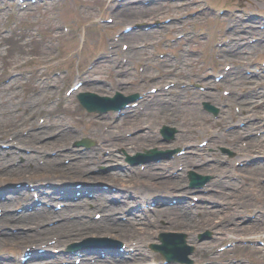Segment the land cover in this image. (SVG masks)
<instances>
[{
  "label": "rangeland",
  "instance_id": "rangeland-1",
  "mask_svg": "<svg viewBox=\"0 0 264 264\" xmlns=\"http://www.w3.org/2000/svg\"><path fill=\"white\" fill-rule=\"evenodd\" d=\"M144 1L147 0H57L56 2L48 1L47 3L36 1L32 5L29 2V7L21 8L18 11L14 6L15 0H0V82L8 84L10 81H13L14 83V93L3 90L7 95L0 97V101H2L0 108L5 107L10 112V116L0 112V135L2 137L14 135L12 137H15L16 142L9 149L7 148V142H9L11 137L7 138V142L4 141V138H0V194L3 193V196H0V201H2L0 202V237L4 238V235L8 236L16 231L25 232L31 229L29 223L25 222L10 225L9 228L3 225V214H7V210L11 208L16 215L19 214L18 216H20L23 214L21 212L26 210L25 205L26 207L30 205L31 200L25 203L16 199L21 194L16 193L14 190H24V193L28 191L26 190L27 186L23 185L17 176L28 174L32 171H35L32 173L34 176L40 173V169L33 167L31 161L44 165L48 160L59 155L61 159L55 161H58L56 167L61 168L70 167L74 164L73 162L81 161L84 156L80 158L76 157V154L80 151L98 156L96 151L97 144L92 145L90 148H87L85 145H78L79 141L86 137L93 138L95 141L99 139L96 136L95 125L92 121L96 115L87 112L78 103L75 95L69 96L65 92L60 94L58 86L59 83L64 88L75 81L76 74L79 71L95 67L89 72L88 76H85L87 81H89L86 89H92L104 94H112L115 91H120L124 94L140 92L152 94L150 88L157 86V82H160V87L165 88L164 91L168 92V94L171 91L175 92L178 90L186 94L197 92L198 103H194L191 107H197L195 110H199L200 113H207L208 118L205 119L208 125L207 128L219 132L221 138H218L220 140L217 143L206 149L208 153L204 156L208 157L209 160L206 161V164L204 163V165L197 167L193 165L185 171L188 165L178 163L176 169L183 167L184 169L181 172V176L176 179L181 185L175 191L191 190L189 180L190 170L201 175H209L210 178H213L218 177V174L221 177L220 173L225 174L226 172H219V170L226 168L229 178H226L227 184L223 185L220 182L222 184L220 188L218 183H216L217 189L222 190V192L209 193L207 195H203L202 191L192 192L194 197L198 199L199 206L195 205L197 210L202 209L200 205H204L201 204L203 202L209 204L211 208L214 207V211L208 212L210 215L209 219H203L204 221H202L201 215L192 210L193 212L188 222L185 221L182 224H178L176 227H172V229L183 231L186 234L187 242L195 246V254L191 255L194 263H209L217 259L215 263L212 262L210 264H264V253L261 247L254 245L255 243H245V240L257 242L259 238L264 239V216L260 215L264 211V133H262V129L264 132V75H252L256 71L257 66L264 60V40L260 43H252L253 41H251L252 38H255V40L264 38V28H261L262 31L257 28L246 31L247 27L244 26L235 28L236 30H233L235 32L233 33L234 35L230 33L228 37L232 38L235 43H229L223 47L222 44H224L223 40L227 34L226 31L233 25L229 26L228 24L227 17L230 16V13L227 14V12L221 11L222 7H228L231 14L239 13L244 19L255 22L257 18L261 19L264 16V0H157L148 6L144 5ZM22 3L27 4L25 1ZM209 5L210 8L214 7V10L208 9ZM128 7L131 8L126 9ZM250 12L251 14L255 13L257 16L254 18L249 17L248 13ZM101 16L104 18L110 17L112 21L99 22L100 20H98V23H95ZM260 19L258 20L260 21ZM233 20H236L235 16ZM234 24L236 26L235 21ZM127 25L134 27L130 33L131 35L138 32L143 33L137 38L131 39L133 41H130L122 35L123 29ZM65 26L68 27L67 31L64 30ZM245 26H248V24ZM260 32L262 34L261 37ZM108 37L118 39V41L111 39V41L117 42L115 44L116 47H112L113 50L111 51L115 59L117 58L114 64L104 62L102 58L103 54L108 51L106 47L110 39ZM234 38L237 40L235 41ZM130 43H134L133 46ZM123 44L130 45L128 49H123ZM246 44H249V46ZM228 47H230L229 51L227 50ZM240 47L242 48L238 51ZM142 50H146L145 54L141 53ZM131 51H140V55L144 54V63L138 57L136 59L132 58V55L129 56V60L128 54ZM60 54L62 56L58 58ZM163 54L165 56L162 58ZM218 54L220 57H223L221 61L214 58V56L218 57ZM27 55L36 56V58L39 57L42 60L43 58H47V55H51L52 60L49 68L45 69L43 67L45 65H42L36 58L28 63L24 62L21 66L17 67L19 63L17 58L22 59ZM146 56L148 57L146 58ZM120 59L124 61L128 59L127 61L130 62L126 66L121 64L120 67L118 65ZM96 63L98 66H95ZM227 63L232 65L233 73L228 78V82L226 81L219 85L212 80L210 75L214 74L215 76V74H220ZM64 67L63 74L53 78L54 82H57V86L54 88L52 97L46 96V99L41 102L39 106L40 113L36 120H28V114L32 109L24 110L25 107H29L26 99L29 98V95L35 94L34 92L40 86L46 85L44 79L47 74V76L49 74L52 75L54 70ZM145 67L151 72L158 73L159 76L158 78L153 77L148 79L145 86L142 87L141 85H137L136 82L142 83L141 71ZM121 68H125L124 70L126 71L119 72L118 69ZM66 69L68 71H65ZM176 72H180L181 74L176 75ZM176 79L178 81L175 86ZM62 80L65 82V85L59 82ZM171 83H174V85L167 88ZM100 84H103L105 87L102 88ZM198 85H204V90L198 89ZM218 85L219 87L217 88L216 86ZM259 86H263L261 90L258 89ZM175 88L177 90H174ZM230 88L235 92L233 96ZM223 90L230 91L228 97L227 95H223ZM204 91H208L211 96L209 97L207 94L200 96L198 92ZM236 93L240 99L234 97ZM179 94L176 93L177 98ZM251 97L257 100L256 106H246L241 102ZM227 98L233 99L230 100V108L236 115L233 118L239 119L240 114L241 116L250 114L248 116L252 119L249 125L261 120L262 129L255 128L252 132L255 135L251 137H248L246 131L240 129L238 138L234 137V142L229 141L228 132L234 130V125L236 123L248 125V122H239L240 120L243 121L240 118L238 122H234L235 120L237 121L235 119L231 123L232 118L227 114L230 113L229 109L222 110L223 99ZM166 100L172 103V100ZM205 101L219 105L220 118H215L214 115L204 110L203 103ZM172 106L173 103L166 105L164 113L166 115L169 114L173 119L168 117L160 124H157L152 129L155 130L153 138L149 141L143 139L137 142L136 145L139 147L133 150L137 152L149 147H157L158 149L176 147L174 146L176 136L185 134L186 131L182 130L180 125L174 123V120L176 122L181 120L180 114L182 108L179 109L176 106L172 108ZM251 111H254L255 114ZM147 114L152 115L148 112ZM99 116H102V114H97V117ZM244 117L245 119H249L246 116ZM41 118L44 120L41 121ZM13 122L20 124L21 129L15 134L12 132L6 134L5 131H8L7 128ZM163 125L173 127L177 131L170 145L162 141L163 136L160 130ZM193 126L196 125L194 124ZM127 127L124 133L128 134V136L142 134L147 129L146 127L136 129L137 125L131 127L130 124ZM127 129L132 131H128ZM209 135V131H200L189 143L194 142L197 146L202 147V141L210 140ZM256 137H263L262 146L257 148L255 144L249 143V149H245L248 142H251ZM236 141H240L241 149L235 146ZM181 147L183 151H186L185 145H181ZM224 148H227L229 151L224 150ZM116 152L122 154L118 162L115 161L117 159L115 155L114 159L103 160L99 164H91L88 168H84L80 174L63 176L62 172L58 174V178L53 177V180H59L55 183L56 185H71L73 182L82 180V178H88L91 174L99 175L100 170L103 173L114 170H122V172L127 169L130 170L126 167H129L127 165L131 166L128 156H132V152L128 153L124 148L116 149ZM61 153L63 157L60 156ZM123 154L126 158L124 157L122 160ZM194 157L196 155L190 156V158ZM138 166L144 168L146 164ZM206 166L207 168H205ZM238 166L240 167L239 172H237ZM24 168L26 170L23 171L22 169ZM50 168L54 167L51 166ZM230 169H233V171ZM46 171L47 169L43 170L44 173ZM50 171L51 173L55 172L54 170ZM51 175L55 176L54 174ZM38 177L39 181L45 179L42 175H38ZM137 177L139 179L143 178ZM141 180L144 181V178ZM218 180L219 178H216L214 182ZM85 182L87 183L88 190H94V192L101 191L102 199H113L114 196H117L118 192H114L110 188L104 187L106 189L102 191V188H98V182L94 180L87 179ZM107 183L110 184L111 182L107 181ZM94 185H96V188ZM131 186L134 187L133 184ZM137 186L142 189L140 182L137 183ZM28 187L34 188L31 184H28ZM17 194L19 195L14 196ZM38 194H40L39 191L35 193V196ZM196 194L198 195L195 196ZM8 195H13L11 203L8 202ZM152 195L156 196V191ZM210 195L213 196L211 197L213 200L210 199L211 201L209 202L204 197ZM88 199L90 202L91 199ZM122 199L124 201V210H128L132 206V202H130L131 205L128 203L132 201L131 197H129V201L127 197H120L119 201ZM55 201L58 202V205L62 204L59 200ZM4 202H6L9 209L5 208ZM242 202H244V207H241ZM84 203L85 206L92 207V203L88 205L85 200ZM217 206L223 209V211L216 210ZM19 208L21 211H17ZM97 211L100 210L92 207L90 215H85L80 220L88 221V218H90L98 221L100 224L102 217H96L95 214H102V212ZM237 213L241 214V216L237 217ZM256 215L257 217L255 218L254 216ZM116 216L118 218L120 215L116 214ZM9 218L10 216L7 217V223H14V220ZM75 218L74 222L80 224L78 222L79 219L76 220ZM191 218L196 219L192 220ZM160 220L163 222L159 223L158 221L159 224H162L161 226H168L176 222L169 216L164 220ZM192 221V225H189ZM65 222L67 220L62 222L60 216L56 215L43 223L41 227L54 226L52 225L53 223L65 224ZM74 227V225H70L68 227L69 231L72 232V228ZM205 230L213 231L215 237L198 242V233ZM78 232H80V235L72 236L73 241L82 242L84 238L93 235L91 232L82 233L80 229ZM103 235L107 236L108 234ZM161 235L162 232L158 234V238ZM221 237L224 238L221 239ZM234 240H239L240 243H237L233 248L219 251L221 242L225 244ZM50 241L54 242V238L50 239ZM151 245L152 243H149L145 251L152 253V255H148L141 264H147L151 261L156 264L160 263L156 262L157 258L160 259V254L153 251ZM26 246L6 243V240L0 241V264H20V258L24 255L23 248ZM47 250L50 252L59 250L61 252L67 249L63 248V245H55L51 248L49 247ZM217 254L219 255L217 256ZM152 256L156 258L149 260ZM60 260V258L57 259L54 256L47 255L38 264H42L44 261H46L45 264H56L57 262L61 264ZM30 263L31 261L28 262V264ZM21 264L23 263L21 262Z\"/></svg>",
  "mask_w": 264,
  "mask_h": 264
},
{
  "label": "bare ground",
  "instance_id": "bare-ground-1",
  "mask_svg": "<svg viewBox=\"0 0 264 264\" xmlns=\"http://www.w3.org/2000/svg\"><path fill=\"white\" fill-rule=\"evenodd\" d=\"M36 1H41V3H47L48 0H25V2L27 4H29V2L31 3V5L33 3H35ZM54 2H56L57 0H52ZM19 0H15V8L18 7L20 8L22 5V3ZM131 7H128L126 9H129ZM22 14V13H21ZM143 32H138L134 35L131 34H125L124 38L133 41L131 39H135V37L137 38L139 35H141ZM129 42V41H128ZM117 42L116 41H111V38L109 39L106 47L108 49L109 55H106L105 58L103 59L104 62H109L111 64H114V62L116 61V59L114 58V55L111 54L112 51V47L115 46ZM131 44V43H130ZM129 44V45H130ZM134 44V43H133ZM133 44H131V46H133ZM128 47V46H127ZM146 50H142L141 53L145 54ZM62 54V52H61ZM60 54V56L58 58H60L62 55ZM144 54L140 55V51H131L128 54V59L129 56L132 55L134 59H136L138 57V59L140 61H144L145 57ZM148 56H146L147 58ZM36 56H31V55H27L25 57L21 58H17V61L19 62L18 66H21L24 62H30L32 61V59H35ZM36 60H38L45 69L49 68L50 62L52 60V56L51 55H47V58H36ZM222 60V59H221ZM123 61V60H122ZM124 62V61H123ZM127 62V60L125 61ZM150 62H152L150 60ZM149 62V63H150ZM98 66V65H96ZM16 67V68H17ZM124 69L121 68L119 69L120 71H123ZM149 71V69H147L146 67L144 69H142V75H141V80L142 83L139 84L136 82L137 85H141L142 87L145 86V84L147 83L149 78H153L156 77L158 75V73L156 72H151ZM44 72V69H43ZM140 72V73H141ZM139 73V74H140ZM178 73V74H177ZM180 72H176V75H180ZM48 75V74H47ZM46 75V79L44 80V83L48 86L49 83L51 82V76H47ZM88 75V73H84L83 76ZM223 79L220 80L221 82H224L225 80L228 82L229 79H225L224 76L222 77ZM178 79L175 80V82H177ZM134 83V82H133ZM219 83V85H220ZM11 84V85H10ZM135 84V83H134ZM102 88H104L105 86L103 84H100ZM218 85V86H219ZM11 86V87H10ZM13 86L14 83L13 81H10L8 84L2 85L0 87V90H2L1 96L0 97H4L5 94L3 92V90L6 91H10L11 93H14L13 91ZM46 86V87H47ZM53 88L55 87V84L52 83ZM158 86H160V84L158 83ZM157 86V87H158ZM218 88V87H217ZM41 91L37 92L35 94L29 95V98L26 99L29 103V107L28 108H24L25 109H32L30 111V113L28 114V120H30V117H32L33 120L36 119V117L38 116V114L40 113L39 110V106L41 104V102L46 99V96L52 97V88L49 90H45L42 87H40ZM86 89V87H80L79 91ZM82 90V91H83ZM81 91V92H82ZM99 95H106V93H102L99 91H96ZM176 93H180L178 98L175 99V97H177V95H175ZM192 93L194 95H196L194 92H190L189 94H186L185 92H182L181 90L175 91L174 94L172 95V97L170 98L169 95L164 94V92L161 90L160 91V97H157L156 95L154 96H149L148 94H142L140 103L139 101L135 102L136 105L141 106L143 108V111L141 112V110H138L137 108H133V107H125L124 110H122L120 112V114L118 115V120L115 121V114L114 113H106L98 118H93L92 121L94 123V128H95V132H96V136H98L99 138V144L97 146V154L99 155V157L91 154V153H85L83 155V151L80 152V155H78V153L76 154V157H83V159L81 161H77V162H73L74 164L70 167H61L58 168L56 167L58 165V161L55 160H59L61 158H59V155H56V157L51 158L50 160L47 161L46 164L44 165H40L39 163L36 162H32L33 167L40 169V173H38V175H42L44 176V180L39 181V177L34 176L32 173H34L35 171L29 172V171H25V172H29L28 174H21L19 176H17V178H20L19 181L21 183H27L30 182L32 184H36V182H41V183H45V182H49L52 181L55 178H58V174L63 172V176L64 175H68V174H80L83 169L88 168L91 164H99L102 163V160H108V159H114L115 155L116 158L115 161L118 162V159L120 156H122V154H118L117 152L114 153V149H119V148H124L126 149V151L132 152V154L134 153L133 149H135L136 147H139L136 145L137 142L144 140H151L153 138V133H155V130H152L154 127L157 126V124H160L163 120H165L166 118H170L169 114H165L164 113V107L166 105H170L173 103V106H176L177 108H182L180 117L181 120L178 122H176L174 120V123H176L177 125L181 126V129L186 131L185 134H179L178 137L176 138V140L174 141V143L177 142H181L184 144L189 143V141H191L198 133H200V131L205 132V130H208L210 132V138H211V143H210V147L211 145L217 143L221 138V134L217 131H213L208 129L207 127V123H206V118H208L207 113H200L199 110L196 111L195 109L197 108H193L191 107L196 101H198L197 99L193 98V97H185L183 96L184 94L191 96ZM232 96L235 94V92L232 90ZM236 98L237 97V93L234 96ZM82 98H85V96L83 95ZM166 99L172 100V103ZM240 99V98H238ZM230 100H233L232 98ZM88 101V107L91 106L92 101L87 100ZM104 101V102H101ZM100 101V105L99 106H108L111 107L114 104H116L117 100L115 97H110V98H104ZM257 100L253 99V97L249 98V99H244L241 102H243L246 106H256L257 105ZM256 102V103H255ZM247 103V104H246ZM249 103V104H248ZM134 104V103H133ZM2 105V101H0V107ZM162 109V110H161ZM184 109V110H183ZM230 113H227L228 115H230V118H232L231 123L237 119V118H233L236 115L233 113L231 108H228ZM0 112H3L6 115L10 116V112L7 111L5 109V107L0 108ZM150 113L152 115H148L147 114ZM254 112V111H251ZM250 112V113H251ZM255 114V112H254ZM163 115V116H162ZM247 115H244L246 117H248L249 119H245L244 116H239V119L241 118L243 121H239V119H237V121L235 120L234 122H248V125H240L238 123H236L234 125V130H231V132H228V140L229 141H235V138H238V133H240L241 130L246 131L247 135H249L250 133L253 132V130L255 128H261V120H259V122H254L253 124L249 125L250 121H251V117ZM232 116V117H231ZM13 117V115H12ZM138 121H136V120ZM131 120V121H129ZM6 122V119H5ZM140 123V124H138ZM128 124H130V126H135L137 125V128H142V127H146L147 129L144 131V133L139 134V135H131V136H127L124 132L126 130V128H128ZM196 126H193V125ZM21 129L20 124H16L15 122H13L11 124V126H9L7 128L8 131H5L6 134H10L11 132L13 134L17 133L19 130ZM241 129V130H240ZM128 130V129H127ZM128 131H132V130H128ZM14 136V135H12ZM11 136L7 135L6 137H2L0 135V138H4L1 140H4L5 142H7V138H9ZM158 140V139H157ZM10 147L13 146V144L15 143H10L7 142ZM249 143L251 144H255L257 146V148H260L263 144V137H256L255 139H253L251 142L249 141L247 144V147L245 149H249ZM243 145V144H242ZM252 145V146H253ZM147 146V145H146ZM145 146V147H146ZM236 147H242L240 146V141H236ZM186 154L185 155H179L176 156V154L174 152H170V153H164L163 154V158H159V159H153L151 160L155 155V147L151 148V149H146L147 150V155L148 158L145 159L142 162H146L148 160H150V167L147 169H144L145 172H141L140 169L137 168V166H133L134 169L132 170H125L122 172L121 171H106L105 173H103L100 170L99 175H93L91 174L88 178H82V180L84 181V179H86L85 181L88 180H94L96 182H100L101 184H108V186H114V188L119 192V193H124V192H129V189H134L135 193L137 196L134 197L135 202L139 201V198L142 199H146L150 196V194H153L155 191L157 192H166L169 191L170 193H174V190L177 189V187H179L181 184L178 183V181L176 180L177 178H179L181 176V173L176 172L174 168H176V166L178 165L179 162H184L186 163L188 166L185 168V171L187 169H189L190 166H202L204 165V163L206 164V161L208 160V157L206 156H202L201 154H199L201 151L204 150V148L202 147H198V146H186ZM98 149H99V153H98ZM206 149V148H205ZM241 149V148H240ZM108 152V156H104L105 153ZM8 153V152H7ZM4 154V153H3ZM101 154V155H100ZM104 154V155H103ZM194 154H197L196 157L194 158H190V156H193ZM233 155V153H232ZM60 156L63 157V154L61 153ZM124 157L126 158V156L123 154V157H121V159L123 160ZM34 161V160H33ZM209 161V160H208ZM209 163V162H208ZM54 164V165H53ZM78 164V165H77ZM244 164V163H241ZM54 167V168H50V167ZM23 168V166H22ZM207 168V166L205 167ZM47 169V171L44 173L43 170ZM225 169V170H224ZM23 171L26 170V168L22 169ZM50 170H54V173H51ZM231 171H233V169H230ZM240 167L238 166V170L237 172H239ZM235 171V170H234ZM53 172V171H52ZM219 172H226L224 173H220V176H223V178H221L219 180L218 186L220 188V186L222 185L221 183L227 184L226 182V178H229V176H227V169L223 168L221 170H219ZM51 174H54L55 176H52ZM189 174H195L194 171L190 170ZM137 176H139L140 178L143 177L144 181L139 179ZM219 176V174H218ZM145 177H147V179H145ZM135 179H139V180H135ZM107 181L111 182L110 184L107 183ZM140 182V184L142 185V189L144 192H141V188H138L137 183ZM221 182V183H220ZM98 185H101V184ZM23 184V185H24ZM131 184H133L134 187L131 186ZM15 185V184H14ZM83 186V185H82ZM42 186H38V188H41ZM128 188L127 190H125V188ZM222 187V186H221ZM15 188V187H14ZM16 189V188H15ZM42 189V188H41ZM84 190V189H83ZM16 191V193L21 194V196L19 197L17 195L14 196H18L16 197V199H19L20 202H30V196L29 193L26 191L24 193V190L20 191V190H14ZM81 191V189H79V192ZM177 192V191H176ZM191 191L190 190H185L186 194H181V195H185V196H189V193ZM222 192V190H221ZM86 192H82V194H85ZM100 193H95L92 197H94L93 199L90 200V202L88 203H92V206H94L95 208H98L100 210H102V215H104V221L102 224H99L96 221H91V220H78V222L80 224L75 223V220L72 221H67L64 223H59V224H55L53 227L52 226H48V227H41V225H43V223H45L46 221H49V219L53 216L59 215L61 212L55 211V210H47V208L45 209H40V210H36V211H32V212H28V210L21 212L23 213L22 215L18 216L16 215V213L14 212V210H11V208L9 209L6 205V202H4V206L5 208L9 209L7 210V214H3V225H5L6 227H10V225H15V224H19V222H25V223H29L31 229L30 230H26L24 231H16L8 236L4 235V238L0 237V241H5L6 243H12L14 245L17 246H26L23 248V250H25L27 247H29L30 245H33L35 247H41V246H48V247H52V244L49 243L50 238H52L51 234H53V236L56 238V242L59 243V245H63L66 242L70 241L72 238V236H76L77 234L80 235L79 229L81 230L82 233L84 232H91L94 233L96 235L99 234H108L110 236L116 237V238H124L126 240H130V244L134 246V249H138L139 251H143L142 247L146 244V242L148 240H152L153 236L156 235L157 233L161 232V231H172L174 229H172V227H176L178 224H182L185 221L188 222L190 219V215L193 211H195L198 215H201L202 217V221H204L203 219L207 220L209 219L210 215H209V211H212L214 207L211 208L210 205H203V208L200 210L197 209H192L191 206H188L190 203H186L184 205H181L180 207L175 206V204H170V205H163L164 202V198H157L154 199L155 204L159 205L160 207H154L151 209L154 210V214L149 213L148 208H150L148 206V208L145 209V213L142 214H134V216H128L127 220H122L121 217L117 218L115 217L116 211L118 210H123V204H120L119 206L114 207V205H111L108 201L106 200H102L100 199ZM0 196H3V193L0 194ZM8 202L11 203V199L13 197V195H8ZM11 196V197H10ZM7 197V196H6ZM49 197L48 195L46 196V198ZM213 196H205L204 198H208V199H212L211 198ZM2 202V201H0ZM240 203V201H239ZM244 202H242L241 206L243 205ZM184 206V207H182ZM83 208V209H81ZM211 208V210H210ZM81 209V210H80ZM218 209V211H223V209H221L219 206L216 207V210ZM193 210V211H192ZM63 211H68L69 214L71 213H77V215L79 214H89L91 212V208L90 207H86L84 206V204H81V202L79 201H75L72 206L70 208H68V210L64 209ZM214 211V210H213ZM28 212V213H27ZM10 216L9 219H13L14 223H7V217ZM167 216L171 217L173 220H175L176 222L173 224H169L168 226H161L162 224L159 223H163L160 219L164 220ZM78 217V216H77ZM82 219V218H79ZM192 220H195L196 218H191ZM159 221V223H158ZM193 221L189 224L192 225ZM238 223V222H237ZM9 224V225H8ZM70 225H74L75 227L72 228V232L69 231L68 227ZM252 225V224H251ZM52 227V229H50ZM250 227V226H248ZM58 228V229H57ZM57 229V230H56ZM75 229V230H74ZM54 231L53 233H50ZM131 231V233H130ZM1 235V234H0ZM5 239V240H4ZM25 244V245H24ZM33 252H35V250H33ZM119 252V251H118ZM56 254V253H55ZM59 254V253H57ZM56 254V255H57ZM36 254L33 253H28L27 257L28 258H36L35 256ZM66 256V255H64ZM62 256V257H64ZM104 257L98 259L95 261L94 264H135L137 262V254L136 252L133 253H129V254H121L118 253V256H114L112 254H106L103 255ZM68 257V259L70 260L71 264L72 263V257L66 256ZM91 257V256H89ZM59 259V257H57ZM81 264H91L90 262H82Z\"/></svg>",
  "mask_w": 264,
  "mask_h": 264
}]
</instances>
